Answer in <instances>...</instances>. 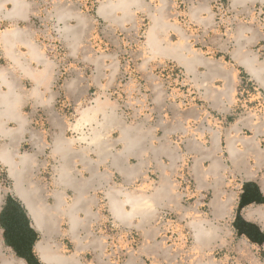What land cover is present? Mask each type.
Here are the masks:
<instances>
[{"label": "crops", "instance_id": "crops-1", "mask_svg": "<svg viewBox=\"0 0 264 264\" xmlns=\"http://www.w3.org/2000/svg\"><path fill=\"white\" fill-rule=\"evenodd\" d=\"M214 1L102 0L95 15L113 27L147 20L135 75L122 88L120 61L93 53L87 15L72 7L53 14L70 55L91 69L62 80L37 41L35 3L1 0L0 171L9 194L0 216L11 199L41 264H159L170 252L158 241L162 209L191 217L195 245L177 249L181 258L233 251L231 264H261L264 30L256 10L264 0H227L230 29L217 23ZM130 89L151 105L132 119L121 94ZM186 172L207 201L195 192L184 204L178 176ZM5 244L1 236L0 263L15 262Z\"/></svg>", "mask_w": 264, "mask_h": 264}, {"label": "rangeland", "instance_id": "rangeland-1", "mask_svg": "<svg viewBox=\"0 0 264 264\" xmlns=\"http://www.w3.org/2000/svg\"><path fill=\"white\" fill-rule=\"evenodd\" d=\"M25 0H22L24 2ZM31 2L35 3L37 6V9L39 11V14L33 19L36 29H37V41L38 43L43 47V50L51 59L55 65H56V74L61 76L62 80L71 78L74 75V72H87L88 74L91 73V69L87 67V65L80 61L79 58L72 57L70 55V51L68 47L64 44V41L61 38L60 35V27H63V24L59 23L55 17H53V14L55 13V10L60 8H75L79 12H82L83 14L87 15L88 18L93 20V32L91 40L94 43V55H110L113 56L114 59H118L120 61V73L118 78V84H123L129 82V79L131 75H135L136 70V56L140 52L141 47L143 45V42L145 40V31L147 29V20L144 19L142 16H138L137 22L135 24H127L123 27H113L109 25L108 23L98 19L95 15V9L99 5V3L102 0H30ZM214 4V3H213ZM1 5V0H0ZM214 6V5H213ZM7 8H10V5L6 6ZM215 13V9H214ZM224 28V27H223ZM225 29V28H224ZM55 49H57L55 51ZM62 57V58H61ZM173 70L176 72H179V69L176 67H173ZM124 73H127L124 75ZM123 75L125 78H123ZM110 93L114 95L115 97L118 95V90H110ZM122 94V93H121ZM134 97V94L132 95V89L127 90L124 95V101L125 103V112L131 113V119H132V113L136 112L135 109H142L146 110L149 108L150 101L148 100H142L141 104L134 105L132 104V100ZM124 103V102H123ZM150 105V106H149ZM175 138L173 139V141ZM52 175H49L51 177ZM189 177L192 183L191 190L186 191V197L183 199L184 192L182 191V179ZM43 177L44 175L42 173H39L38 171H35L33 175V179L38 182L43 183ZM179 193L182 199L185 201L184 204L186 206L191 203L192 199L191 193H195V187L193 185V180L186 172L184 175H179ZM9 194V183L5 180V175L3 172L0 171V198H5L6 194ZM197 193V192H196ZM196 201L200 200L203 201L206 198H204L203 194H196L195 196ZM207 201V199H206ZM161 212H169L171 215V218L174 220L173 222L170 221L168 224H165L166 222L161 219ZM159 220H157V229L159 231V238L158 241H163L161 237L163 236V239L166 241L164 245L170 252H164L163 259L159 264H231L232 261H236L235 258L237 257V254L231 251L230 254H227L226 258L224 259L225 255L223 253H209L206 254L200 259L194 260V257L192 259H183L177 255L180 250H190V248L195 245L193 233L190 230L188 223L191 219V217H188L186 219H181L177 214L174 212L162 209L159 211ZM246 223V221H244ZM107 225V224H106ZM243 225V224H241ZM226 227V225L224 224ZM244 227V226H242ZM101 228V229H100ZM110 232L113 235H116L119 233L118 228H114L113 226H110ZM93 233L95 236L103 237L105 239L106 235V229L104 226H101V224H96L93 227ZM3 233V228L0 223V239ZM239 233V232H238ZM264 234V233H263ZM237 238H235V236ZM234 236V245H239V242L243 241V239L240 237V235H237L235 233ZM264 236V235H263ZM264 240V238H263ZM41 241V239L38 240L37 244ZM110 242V240H109ZM55 243V242H54ZM37 244L35 245V249L37 248ZM56 244V243H55ZM243 244H241L242 246ZM6 247V244L5 246ZM264 248V241L263 246ZM259 251V249H255V252L257 253V257L260 259V263L264 264V249ZM8 251V257L13 258L15 262L12 260L7 261L5 258L2 260V264L4 262H9V264H28L27 260L20 258L14 248H6ZM34 249V250H35ZM65 249L70 250L71 247L67 246ZM112 253L111 250H108L106 254L112 258V261L115 262H121L122 257H119L118 255L110 254ZM175 254V255H174ZM184 255V254H182ZM33 258L39 262V259L35 252H32ZM213 257L215 259L213 260ZM87 260H84L86 262L93 261V255H89L86 257ZM211 259V260H209ZM241 264H247L245 261H239ZM237 262V263H238ZM1 264V263H0ZM39 264H41L39 262Z\"/></svg>", "mask_w": 264, "mask_h": 264}, {"label": "built area", "instance_id": "built-area-1", "mask_svg": "<svg viewBox=\"0 0 264 264\" xmlns=\"http://www.w3.org/2000/svg\"><path fill=\"white\" fill-rule=\"evenodd\" d=\"M214 9H215V15H216V18H217V23L221 26L223 25H226L227 29H230L232 27V23L231 24H227L225 23L226 20L232 18L235 16V13L232 11L231 7H230V4L227 2V0H215L214 1ZM257 16L260 20V24H261V27L262 29L264 30V8H258L257 10ZM57 49H55L56 51ZM62 58V57H61ZM174 72V71H172ZM177 74H179L180 77H178L180 80H181V74L180 72H176ZM123 95H125V93L122 92ZM134 94V91H132V95ZM133 100H132V104L134 105H138L140 104V98H143V96H141L140 94H137L135 92L134 94V97H132ZM146 102L148 100V98H145ZM182 191L184 192V195H183V199H185L186 197V191L187 190H191V186H192V183H191V180L189 177L186 176V178H183L182 179ZM187 198V197H186ZM161 219L163 221H165L166 223L165 224H168L170 221H174L172 218H171V215L169 212H161ZM170 220V221H169Z\"/></svg>", "mask_w": 264, "mask_h": 264}, {"label": "flooded vegetation", "instance_id": "flooded-vegetation-1", "mask_svg": "<svg viewBox=\"0 0 264 264\" xmlns=\"http://www.w3.org/2000/svg\"><path fill=\"white\" fill-rule=\"evenodd\" d=\"M8 206V202H6L4 208H3V211H2V214L0 216V223H1V226L3 228V234H2V237H3V240L4 242L11 246L10 245V239H13L15 238L17 235L21 236L23 238V240L26 242L28 240H31V246L33 248V244L35 242V235L33 232L30 231V229L28 228V222L27 224L25 225L24 224V220L23 218L19 215L16 216V218L13 217V212H12V215H11V219L9 220H5V218L3 217V214L5 212V209L6 207ZM2 219H4V222L7 224V226L9 227V229L6 227L5 223L3 224L2 223ZM11 224H13L11 226ZM11 226V227H10ZM17 234V235H16ZM16 235V236H15ZM14 248V250L16 251L17 253V250L15 249L14 246H11ZM32 248H31V253H32ZM29 264V263H28Z\"/></svg>", "mask_w": 264, "mask_h": 264}, {"label": "water", "instance_id": "water-1", "mask_svg": "<svg viewBox=\"0 0 264 264\" xmlns=\"http://www.w3.org/2000/svg\"><path fill=\"white\" fill-rule=\"evenodd\" d=\"M13 206H14V204H13L12 200L11 199L8 200V206L6 207L5 212L3 214V217L5 218V220L11 219L12 212L14 211ZM19 213H20V216L24 220V224L26 225L27 224V220H26L25 216L23 215V213L20 210H19ZM2 223L3 224L5 223L4 219H2ZM5 225L9 229V227L7 226L6 223H5ZM12 225L13 224H11V226ZM10 245L14 246L15 249L17 250V255L20 258H23V259L27 260V262L29 264H39V262H37L32 256V253H31V248H32L31 240H28V241L25 242L21 236L17 235L15 238L10 239Z\"/></svg>", "mask_w": 264, "mask_h": 264}]
</instances>
